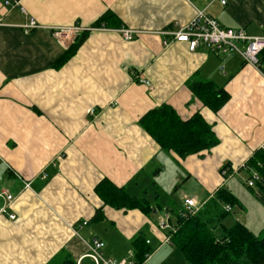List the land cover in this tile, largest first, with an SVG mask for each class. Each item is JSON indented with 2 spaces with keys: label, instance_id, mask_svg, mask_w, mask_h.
I'll return each instance as SVG.
<instances>
[{
  "label": "crops",
  "instance_id": "0c3cea01",
  "mask_svg": "<svg viewBox=\"0 0 264 264\" xmlns=\"http://www.w3.org/2000/svg\"><path fill=\"white\" fill-rule=\"evenodd\" d=\"M6 1L0 0V193L14 199L0 194V264H96L89 256L95 238L105 242L106 257L135 260L132 242L143 232L157 245L144 264H189L153 217L166 203L177 225L179 203L193 197L203 207L221 186L240 205H232L236 214L217 225V235L237 221L264 235V179L250 186L247 168L239 170L248 172L246 182L220 175L227 164L249 166L264 148V72L240 55L164 45L196 8L225 27L262 35L264 0L226 6L220 0H22L27 14ZM104 14H111L107 24L95 26ZM31 17L40 27L26 32ZM75 24L88 28L85 39L62 62L74 43L64 46L51 29ZM122 27L138 35L126 41ZM193 78L224 87L230 100L213 112L189 88ZM163 103L183 119L201 112L219 143L186 158L163 150L140 125ZM104 178L130 195H146L155 209L105 205L96 193ZM191 180L190 191L184 186ZM166 189L175 190L174 198L163 195Z\"/></svg>",
  "mask_w": 264,
  "mask_h": 264
},
{
  "label": "trees",
  "instance_id": "16d2710c",
  "mask_svg": "<svg viewBox=\"0 0 264 264\" xmlns=\"http://www.w3.org/2000/svg\"><path fill=\"white\" fill-rule=\"evenodd\" d=\"M110 16L111 14L102 15L95 26L107 24ZM84 39L85 33L68 49L69 55L62 62L76 53ZM259 58L260 69L264 72V50ZM188 86L215 113L230 100V93L213 81L193 78ZM140 125L163 150L174 151L181 158L211 149L219 143L213 126L201 112L183 119L167 103L149 110L140 119ZM229 166L227 164L224 168ZM249 167L256 169L264 179V148L257 150L250 158ZM96 193L105 205L114 208L139 209L146 214L155 209L146 195H130L126 187H119L108 178L98 183ZM226 204L240 205V202L230 190L221 186L198 213L177 216V231L171 235L172 244L182 252L189 264H264V235L254 234L239 221L231 227H224L222 237L217 235V225L230 213L224 208ZM101 213L102 210L98 209L96 216ZM147 240L144 232L133 240L135 264H144L156 250L157 245L148 243Z\"/></svg>",
  "mask_w": 264,
  "mask_h": 264
},
{
  "label": "built area",
  "instance_id": "2783aa9c",
  "mask_svg": "<svg viewBox=\"0 0 264 264\" xmlns=\"http://www.w3.org/2000/svg\"><path fill=\"white\" fill-rule=\"evenodd\" d=\"M191 1V0H189ZM233 0H220L222 5L226 6ZM6 6L9 9L19 7L24 14H27L26 8L22 5V0H7ZM2 24V19L0 18V25ZM40 27L36 18L31 17L29 22L23 25L26 32H30L32 29ZM101 27H104L102 25ZM87 27L80 24L53 27L51 29L52 34L57 38L64 46L71 45L75 43L79 37H81L86 31ZM122 37L126 41L134 40L138 35V31L122 27L120 30ZM173 38L166 39L164 45L168 46L171 43L178 41L185 43L190 51H196L199 47H205L211 52L216 54H222L225 56L240 55L247 64L254 65L260 68V54L264 50V34L262 35H250L245 28H231L223 26L217 19L207 14L204 10L196 8V15L193 19L182 26L178 31L171 32ZM137 81L140 84L146 85L150 89L153 88L152 81L147 78L139 77ZM94 110H90L93 113ZM241 168H247L250 171V177L248 179V184L254 186L257 181L261 179L260 173L248 166L247 162H244L239 167H227L222 170V175L227 179L234 173H237ZM26 188L31 187V183L27 182L25 184ZM1 193L7 194L8 200L12 201L14 199L13 195L7 193V191H1ZM0 193V194H1ZM184 209H181L177 216L185 217L186 215H195L201 209V205L198 203L196 198L186 197L184 199ZM225 210L231 212L233 206L231 204L225 205ZM6 212V209H3ZM9 217L11 219L16 218L15 213H10ZM173 216L171 213H167L164 218L159 221V228L162 230L169 229L170 235L167 240L171 239V235L177 231V226L172 223ZM88 221H85L83 225H87ZM151 243V240H147ZM105 247V242L101 239L95 238L92 242L89 256L95 261L96 264H135V261L130 260H117L113 258L106 257L104 255L103 249Z\"/></svg>",
  "mask_w": 264,
  "mask_h": 264
},
{
  "label": "rangeland",
  "instance_id": "374dc122",
  "mask_svg": "<svg viewBox=\"0 0 264 264\" xmlns=\"http://www.w3.org/2000/svg\"><path fill=\"white\" fill-rule=\"evenodd\" d=\"M223 167V166H222ZM221 171V170H220ZM236 174V175H235ZM220 175H222V173L220 172ZM234 176H235V181H237V182H239V183H241L242 181H245L246 182V179L248 178V176H249V174H248V172L247 171H245L244 169H242L241 171H239V172H237V173H234ZM222 180H224L225 179V177L222 175ZM245 178V179H244ZM192 183H194V180H191L189 183H186V185L184 186L185 187V189H188V190H190L191 191V188H192ZM185 183H182L181 185H184ZM183 187V188H184ZM183 188H182V190H183ZM182 190L181 191H179L178 192V197L177 198H180V194L182 193ZM184 192V191H183ZM173 193H175V190H172L171 192H170V189H166L165 191H163V195H165V196H167L168 197V200L169 199H172V198H174V197H171L172 196V194ZM177 193V192H176ZM169 197H171V198H169ZM176 200H178V199H175V201ZM179 205L182 207V209H184L185 208V206H184V203H183V205H181V203H179ZM167 204L165 203L164 205H163V207H164V210H162V211H160L155 217H153L154 218V220L155 221H157V222H159L160 220H161V218H164L165 217V215H166V211H165V209L167 208ZM236 214V211H232V212H230L226 217H229L228 219H227V221L229 220V219H231L232 218V216H234ZM173 216V215H172ZM175 217V215L173 216V218ZM218 233L219 234H224V232L221 230V229H219L218 230Z\"/></svg>",
  "mask_w": 264,
  "mask_h": 264
}]
</instances>
